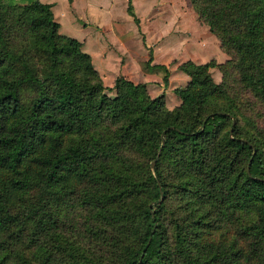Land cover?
Masks as SVG:
<instances>
[{
  "label": "trees",
  "instance_id": "1",
  "mask_svg": "<svg viewBox=\"0 0 264 264\" xmlns=\"http://www.w3.org/2000/svg\"><path fill=\"white\" fill-rule=\"evenodd\" d=\"M190 3L228 56L181 61L189 79L169 108L146 82L106 87L51 3L0 0V232L43 234L40 264L55 251L59 264H264V0ZM77 189L95 219L84 241L54 208ZM0 264L32 259L0 235Z\"/></svg>",
  "mask_w": 264,
  "mask_h": 264
},
{
  "label": "rangeland",
  "instance_id": "2",
  "mask_svg": "<svg viewBox=\"0 0 264 264\" xmlns=\"http://www.w3.org/2000/svg\"><path fill=\"white\" fill-rule=\"evenodd\" d=\"M2 1L8 5L25 2V0ZM132 1L136 14L140 20L139 25L136 24V22L133 20V17L127 12L126 0L110 1L111 4H108V6L113 8L115 15L114 17L110 16V20L112 19L111 22H118L120 23V25L125 27L129 26L130 28L134 27L135 24L136 33L134 40L140 42L142 37L141 35L143 33L146 42L148 43L147 45H149L152 51L154 59V54H156L159 61L163 63L172 64V67H176L177 69V63L186 59H193L197 62H204L213 58L219 63H222L226 60L228 55H226L221 50L218 38L212 32L209 31L208 26L206 24L199 20L196 11L190 3V0ZM81 3H79V6L82 7L84 4L80 5ZM63 4L64 3L59 0L58 3H56L55 8V14L58 17V20H60L62 23V27L59 29L61 33H65L67 35L69 34L70 36L77 37L78 39H80L82 38V36H84L86 31L91 30V27L99 29L98 26H96L94 23H91L90 28L85 27L84 25H82L83 22L79 21L78 19H75L72 16L71 19V17H69L68 15H63V13L59 14L58 9L63 6ZM92 6V13L95 15L90 14V16L88 14V18L90 20L97 21L99 18L104 17V19L107 18V22L109 23V15L107 14V10L104 8L103 12L101 13V9H97L99 5L93 4ZM79 10L83 14L81 17L87 16L88 12L85 11L84 8H81ZM109 13L112 14L111 12ZM115 17H117L118 20ZM139 27L142 33L138 31ZM116 31L121 36V29H117ZM10 33L14 34L15 28L10 30ZM104 34L105 33H103V35ZM135 47L136 46L133 45V49H135ZM145 49H147V51L149 52V48H147V46H145ZM144 67L151 72L154 78L159 79V81L163 83L162 77L163 75H165V70L163 68L158 67L151 69L146 65V61L144 63ZM210 70L213 78L216 81H219L221 78V72L219 71V69L217 67H212ZM170 74L171 73L169 72V75ZM171 76L173 78L170 86L182 85L183 80L181 76L175 75L176 80H174V73L170 75V77ZM188 77L189 76L187 75V78ZM102 80L106 87H110L113 84L112 80L108 81L104 80L103 78ZM105 92L109 96L115 95L114 89L106 88ZM150 95L155 96L153 94ZM175 96L179 97V95H177L176 93ZM152 162H154V160ZM82 187L83 186H80L79 189H82ZM167 202L170 206L178 205L179 213H184V207L182 205L183 200L179 196H176V194L170 195L167 199ZM205 205L208 206V204ZM54 208L56 209V212L60 217V227L66 233L73 236L74 238L81 239L83 241L85 240V236L89 237V234L86 233V225L92 221H95V219L93 220L92 214L89 210L90 207L89 205L83 202V195H79L78 189L70 193L69 195L61 198L59 201H56L54 203ZM218 215L221 216L220 222L223 224H228L231 220L230 217H227L224 214ZM0 235L4 237L5 240H7L8 244H11V247H13L14 254L18 253V251L23 252L31 257L32 264H40V260L37 258L35 253L39 252V244L44 239L43 234L39 233L37 238L32 239L29 235L28 229L25 226L8 225L3 228V230L0 232ZM49 243H47V245H49ZM94 248H96L95 250H98L100 252L98 244L94 246ZM54 253L56 258L51 261V264H59L60 260L62 259V255L58 251H55Z\"/></svg>",
  "mask_w": 264,
  "mask_h": 264
},
{
  "label": "crops",
  "instance_id": "3",
  "mask_svg": "<svg viewBox=\"0 0 264 264\" xmlns=\"http://www.w3.org/2000/svg\"><path fill=\"white\" fill-rule=\"evenodd\" d=\"M41 1L51 3L54 16L58 20V17L55 14V8L56 3H58L59 0ZM110 1L111 0H61V2L64 4L58 9V12L59 14L63 13V15H68L69 17L72 16L73 18L78 19L79 21L83 22L82 25H84L85 27L90 28L91 23H94L96 26H98L99 29L91 27V30L86 31L84 36H82V38H80L79 40L82 42V48L91 55L93 64L104 80H112L114 82L116 76L121 74L133 80L134 82H146L150 94L157 95L161 92L165 93V102L167 107L172 108L178 105L181 100L180 97L175 96V92L173 91V88L176 85L170 86L173 78L172 76L170 77V75L174 73V80H176L175 75L181 76L183 80L182 85H184L188 81L189 77L187 78V74L179 68L177 69L176 67H172V64L159 61L157 55L154 54L155 59L152 55L151 64H154V62L160 64L163 63L171 73L169 75L167 85H164V83L159 81V79L154 78L151 72L144 67V63L149 57V52L147 51V49H145V46H147L148 48L149 45H147L148 43L146 42L144 34L141 35L142 37L140 42H137L134 40L136 33L135 24L134 27L130 28L129 26H122L118 22H111L112 19L110 20V16L114 17L115 15L113 8L108 6V4H111ZM79 3H81L80 5H84L81 7L79 6ZM93 4L100 6H98L97 9H101V13L103 12L104 8L107 10V14L109 15V23L107 22V18L104 19V17L99 18L97 21L90 20L88 18L90 14H93ZM80 7L84 8L85 11L88 12L87 16L81 17L83 14L79 10L81 9ZM109 12H111L112 14H110ZM115 18L118 20L117 17ZM58 21L61 28L62 23L60 20ZM117 29H121V36L116 31ZM103 33L105 34L103 35ZM133 45L136 46L135 49H133ZM179 63H177V65Z\"/></svg>",
  "mask_w": 264,
  "mask_h": 264
},
{
  "label": "water",
  "instance_id": "4",
  "mask_svg": "<svg viewBox=\"0 0 264 264\" xmlns=\"http://www.w3.org/2000/svg\"><path fill=\"white\" fill-rule=\"evenodd\" d=\"M152 165H154V162H152Z\"/></svg>",
  "mask_w": 264,
  "mask_h": 264
}]
</instances>
